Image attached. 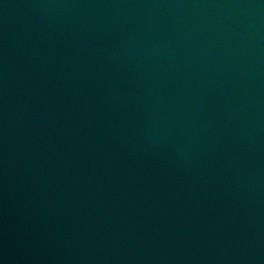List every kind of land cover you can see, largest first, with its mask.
<instances>
[{"label": "water", "instance_id": "1", "mask_svg": "<svg viewBox=\"0 0 264 264\" xmlns=\"http://www.w3.org/2000/svg\"><path fill=\"white\" fill-rule=\"evenodd\" d=\"M0 264H264V0H0Z\"/></svg>", "mask_w": 264, "mask_h": 264}]
</instances>
